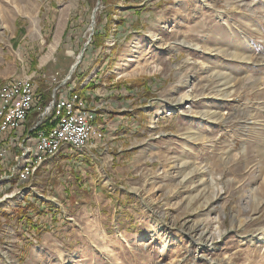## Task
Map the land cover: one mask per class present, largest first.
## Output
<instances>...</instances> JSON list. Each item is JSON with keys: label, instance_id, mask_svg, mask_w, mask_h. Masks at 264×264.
Instances as JSON below:
<instances>
[{"label": "rangeland", "instance_id": "rangeland-1", "mask_svg": "<svg viewBox=\"0 0 264 264\" xmlns=\"http://www.w3.org/2000/svg\"><path fill=\"white\" fill-rule=\"evenodd\" d=\"M82 52L77 71L137 89L132 135L152 142L133 152H155L112 201L63 164L18 186L0 161V264H264V0H0V83L45 62L30 81L54 84Z\"/></svg>", "mask_w": 264, "mask_h": 264}, {"label": "crops", "instance_id": "crops-1", "mask_svg": "<svg viewBox=\"0 0 264 264\" xmlns=\"http://www.w3.org/2000/svg\"><path fill=\"white\" fill-rule=\"evenodd\" d=\"M24 25L21 24L20 21L16 22L15 33H18V30L23 31ZM21 31V32H22ZM110 60L108 57L105 59V63ZM50 61V60H47ZM47 63L39 62L37 64L36 69L32 67V72L27 73L24 72V68L21 70V73H17V71L13 72L9 78H7L4 82H1L0 92L2 91L3 87H5L6 83L15 80H31V78L35 77H43L42 69ZM126 65V64H125ZM128 65V64H127ZM126 65V66H127ZM84 70L81 73L80 70H76L74 73L75 76L73 79L70 78L67 83H64L57 87L55 84L45 83L46 87H41L38 85V92L36 95V101L34 103L33 109L29 113V120L25 125L23 131H19V133H14L16 138L14 139L17 142L21 137L25 134H30V130L33 129L34 125L40 119V112L44 109L45 104V96L47 97L49 92L52 91V88L57 87V91L55 93V98L58 99V111L63 109L64 115V105L69 102L71 99H77L80 103L84 105V111L87 112L85 117L92 125L93 132L91 133L90 139L87 142V148L85 150L86 154L79 155L78 151L71 150L69 148H65L59 152V156H61L60 160H53V159H46L47 161L43 162L40 165L39 169L35 172L38 174L40 170H52L54 166H59L63 164L65 168L69 171L74 170L77 172H81V175L85 174V178H90L92 184L95 189L101 192V195H107L110 197L109 201H112V198L115 196L124 197V183L119 182L116 180L115 176L121 170L125 169V166L130 167L127 171H131L135 166L140 165L144 160L149 159L152 152L150 149H146L144 153L136 155L133 150L139 145L144 146V143L152 142L151 140H146V138L141 137L139 135L135 138L133 133L138 132L133 131L131 127L136 125V117L137 114L136 110L139 104L135 102L137 99H140V95H138L137 89H131V84L125 81H120L119 78H111L107 71L105 76L104 68L100 69L97 74H94L92 71ZM73 73V74H74ZM90 73L92 75H90ZM119 79V80H118ZM32 81V80H31ZM55 85V86H54ZM54 88V89H55ZM52 99L54 98V93H52ZM73 97V98H71ZM161 103H166L165 99H159ZM143 99L141 98L140 102ZM141 118H147L144 111L141 112ZM65 116V115H64ZM139 118V117H138ZM138 124L143 122H137ZM53 129V128H51ZM143 133V132H141ZM149 141V142H148ZM152 145V144H151ZM155 148H153L154 150ZM72 152V153H71ZM11 158L13 164V158ZM63 161L64 163H60ZM53 162V163H52ZM10 161L6 165H2L1 170H6ZM56 164V165H55ZM101 173L103 175L106 174L107 183L99 185H95L98 179H94L91 175H87L88 173H93L95 177H97L96 173ZM35 174L28 180L30 183L31 180L34 178ZM88 182L85 183L83 186H87ZM22 186V185H18ZM107 186L112 188V191L108 190ZM26 188V187H25ZM24 188V189H25ZM29 188V187H28ZM29 190V189H26ZM32 192H35V188H31ZM37 190V189H36ZM104 191V193L102 192ZM38 193L41 191H37ZM123 192V193H122ZM40 197V196H39ZM41 198V197H40ZM38 201H41L39 199ZM45 205V203H44ZM58 209V208H57ZM62 212V210H58ZM57 213V210H55ZM60 215V214H59Z\"/></svg>", "mask_w": 264, "mask_h": 264}, {"label": "built area", "instance_id": "built-area-1", "mask_svg": "<svg viewBox=\"0 0 264 264\" xmlns=\"http://www.w3.org/2000/svg\"><path fill=\"white\" fill-rule=\"evenodd\" d=\"M44 79H48L45 75ZM58 73H55L49 79H52V83L60 86L64 83L57 81ZM7 87L3 88L0 92V161H6L7 156H20L23 145L26 141H33L34 137L40 136V129L37 128L39 125L46 119L50 117L51 110L58 106L55 99L54 93V101H52L49 106L45 107L40 112V119L34 125L33 129L30 130V134H25L23 138L19 139L15 142L16 136L14 133H19V131H23L26 123L29 120V113L33 109L34 103L36 101V95L38 92V85L35 87H28L27 97H25V104L22 110H18L17 114H15L13 119L3 121L2 112L7 105V101L13 96L16 84L12 81L7 83ZM55 88V91L57 90ZM73 98V97H71ZM76 103L72 106L71 112L67 114L65 118L68 119V130L66 131H57V127L53 132V136L48 140H42V144L40 146L41 151L38 154H35V161L32 162L31 166L27 168V171H36V163L41 162V158L43 155L51 154L56 150H64L65 148H69L72 150L73 146H81L79 142V138H74V130H80L82 125V120L84 115H87L85 112L84 115H76ZM82 150H85L82 147ZM8 169H13V165L9 164ZM28 182L23 181V177L19 180L20 185L27 184ZM18 184V185H19Z\"/></svg>", "mask_w": 264, "mask_h": 264}, {"label": "bare ground", "instance_id": "bare-ground-1", "mask_svg": "<svg viewBox=\"0 0 264 264\" xmlns=\"http://www.w3.org/2000/svg\"><path fill=\"white\" fill-rule=\"evenodd\" d=\"M132 62H133V59H129V60H126L124 64L126 65L128 64L127 66H129V63H132ZM13 82L16 84V88H15L13 96L7 101V105L2 112L3 121L13 119L15 117L14 115L17 114V111L23 109L24 104H25V97H27L28 87H33L30 80L21 79V80H15ZM7 85L8 84L6 83L5 87H7ZM189 93H190V90H187L183 94L184 98L182 101L184 100L188 101V99L191 98V95H189ZM74 102H77L76 103V115L85 114V111H84L85 108H84L83 103H80L79 101H77V99H71L69 102H67L64 105V115L65 116H64V119L56 126L57 131L68 130V119L65 117L67 116L69 112H71ZM85 117L86 115H84L83 117L81 129L74 130V138H79L80 144L86 150L87 142L90 139L91 133L93 132L92 130L93 127L91 123L85 119ZM203 120H204V116L200 118L197 124L201 126V124L203 123ZM55 128L50 129L48 131L40 130L39 137H34L33 141H26V143L23 145L21 154L18 157V159H17V156H7L6 158L7 162L9 161L12 162L10 158L12 157L13 163H16L17 165L14 167L13 171L18 175L19 180L21 179V177H23V181H25L34 173V171H27V168L31 166L33 161H35V154L40 153L41 151L40 146L42 144V140L50 139L53 136V132ZM192 132L194 131H189V133H192ZM73 147L74 148L72 149L75 151H84L82 150L81 146H73ZM60 151L61 150H56L55 152H52L51 154L43 155V157L41 158V161L43 159L55 158L59 154ZM39 166H40V163H36V170L38 169ZM252 191L254 192V190ZM208 246H211V245H208ZM232 258H233V251L230 250V251L223 253V257L221 258V261L229 262Z\"/></svg>", "mask_w": 264, "mask_h": 264}, {"label": "trees", "instance_id": "trees-1", "mask_svg": "<svg viewBox=\"0 0 264 264\" xmlns=\"http://www.w3.org/2000/svg\"><path fill=\"white\" fill-rule=\"evenodd\" d=\"M102 1V4H104L105 6H109L112 4V0H101ZM91 43H93L95 45V38L92 39ZM90 43V44H91ZM97 45V44H96ZM59 59V62H58V66H59V70H63V71H66V72H69L70 68H71V64L73 63V60L72 59H68V58H65L64 55H62ZM58 70V71H59ZM56 72L58 73V76L60 75L59 72ZM76 73H74L72 75V78L75 76ZM61 77V75H60ZM64 78L61 77L59 82H61ZM52 93H53V90L51 92H49L48 96L46 97L45 96V104H44V108L49 106V104L54 101V99H52ZM56 99V103L58 101L57 98ZM59 122V119L56 118V115L55 116H50L49 118H46L40 125L39 127L37 128L38 130H44V131H48L50 130L51 128H54L56 126V124Z\"/></svg>", "mask_w": 264, "mask_h": 264}, {"label": "water", "instance_id": "water-1", "mask_svg": "<svg viewBox=\"0 0 264 264\" xmlns=\"http://www.w3.org/2000/svg\"><path fill=\"white\" fill-rule=\"evenodd\" d=\"M100 3V2H99ZM98 3V5H99ZM95 13H96V10L94 11L92 17H93V20H92V28L94 27V24H95ZM83 56H84V53L82 52L78 57H77V60L75 61V63L72 65L71 69H70V72H69V75L64 79V83H67L68 80H70V78L72 77L73 73L76 71V69L79 67V64L81 63L82 59H83Z\"/></svg>", "mask_w": 264, "mask_h": 264}]
</instances>
